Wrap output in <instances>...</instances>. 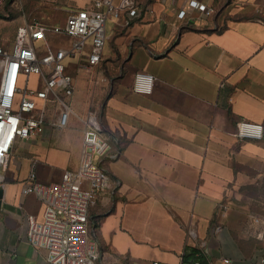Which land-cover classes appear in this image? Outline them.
<instances>
[{"label": "crops", "instance_id": "0c3cea01", "mask_svg": "<svg viewBox=\"0 0 264 264\" xmlns=\"http://www.w3.org/2000/svg\"><path fill=\"white\" fill-rule=\"evenodd\" d=\"M189 1L135 0L139 16L123 11L109 19L98 65L87 67L84 57L70 61L69 125L80 122L75 155L58 177L55 165L37 155L9 161L1 182L0 264H51L44 249L27 241V216L42 219L44 206L35 195L22 196V186L34 162L46 184L78 167L84 120L92 114L118 152L108 167L120 182L92 209L84 236V246L96 245L98 264H192L185 260L191 249L206 264H264V232L245 230L226 199L230 187L254 182L264 170V139L237 134L242 120L264 125V0H197L213 7L212 15ZM69 4L76 11L93 7L94 0ZM183 8L187 15L180 19ZM53 34L48 35L52 43ZM115 53L125 57L119 73L109 61ZM138 72L155 77L152 94L134 91ZM101 77L110 83L106 95L108 83L104 89L96 86ZM91 92L95 109L85 99ZM59 115L60 107L50 101L48 123L39 135L55 154L54 130L69 128L55 124ZM39 136L31 138L34 145ZM249 226H256L253 220Z\"/></svg>", "mask_w": 264, "mask_h": 264}, {"label": "built area", "instance_id": "2783aa9c", "mask_svg": "<svg viewBox=\"0 0 264 264\" xmlns=\"http://www.w3.org/2000/svg\"><path fill=\"white\" fill-rule=\"evenodd\" d=\"M6 1L0 0V11ZM189 6L207 14L215 13L213 7L197 0H190ZM123 11L131 17L140 15L135 0H122L119 4L114 0H94L93 7L72 11L64 25L22 23L11 49L0 42V185L1 172L8 168L18 139L28 140L44 132L50 101L60 107L55 124L60 128L69 125L72 109L67 98L74 93V77L67 67L70 61L80 57L87 60V67L98 65L108 39V21L111 17H120ZM186 15V8L178 13L180 19ZM49 32L71 38V42L65 47L53 46ZM31 77H35L39 87H29ZM154 84L152 74L138 72L133 89L150 95ZM84 122L83 151L78 167L65 170L59 182L46 184L39 181L34 162L22 186V196L35 195L44 206L42 219L27 216V241L37 249H44L51 264L99 263L96 245L87 241L84 246V236L91 223V211L99 199L120 185L108 167L118 152L103 134L95 115H89ZM237 134L240 138L264 139V125L242 120ZM255 222L260 219L256 218ZM194 264H200L199 260Z\"/></svg>", "mask_w": 264, "mask_h": 264}, {"label": "rangeland", "instance_id": "374dc122", "mask_svg": "<svg viewBox=\"0 0 264 264\" xmlns=\"http://www.w3.org/2000/svg\"><path fill=\"white\" fill-rule=\"evenodd\" d=\"M70 0H7L3 5L0 11V42L11 49V43L14 41L16 36V31L19 25L22 23H30L37 21L41 24H45L49 27H52L56 24L64 25L66 19L71 13L72 9L76 7H71L69 4ZM111 23L109 24V26ZM55 35V42L52 43L53 46H57V41L67 42V46L71 42V38ZM125 57L121 58L118 54L112 55L109 61L115 62V70L119 73V65L124 64ZM112 78V75H109ZM102 78V77H101ZM104 78L96 86L104 89L106 86V92L104 95L109 93V82H104ZM30 88H37L39 84L35 77L30 79ZM83 88V87H82ZM95 93L91 92L88 96L85 97L86 101L91 102V108L95 109ZM94 101V104H93ZM97 101V99H96ZM103 101H101V105ZM80 126L79 120H77L76 125L71 124L69 128L64 131L54 130L52 143L55 148L59 150L58 153L50 151L48 148V143L44 140L45 136H39L37 138V145H34L33 139L21 140L18 139L15 147L13 148L10 155V162L12 164H17L23 161V159H28L31 156L37 155L38 160L52 163L57 168L53 174L55 177L61 175V169L68 159L75 155L76 151V138L78 135L77 129ZM51 136V135H50ZM38 147V149H36ZM33 154V155H31ZM41 156V157H40ZM21 158V159H19ZM20 161V162H19ZM33 167V164L30 169H28V175ZM12 169V168H11ZM25 172L22 169V174ZM250 174H255L252 171H249ZM27 173V172H26ZM2 175H7L5 171L1 172ZM21 174V173H20ZM227 201L229 202L231 208L235 212L236 219L241 223L242 227L247 226L245 230L252 228V234L258 235V232H264V170L258 173L256 180L251 183H238L233 187H230L227 191ZM259 218L260 222H255V219ZM255 223V227L249 226V222ZM252 241L250 240V243ZM264 247V246H263Z\"/></svg>", "mask_w": 264, "mask_h": 264}, {"label": "trees", "instance_id": "16d2710c", "mask_svg": "<svg viewBox=\"0 0 264 264\" xmlns=\"http://www.w3.org/2000/svg\"><path fill=\"white\" fill-rule=\"evenodd\" d=\"M198 251L196 249H191L189 253L186 255L185 260L189 262V260L194 264L195 260H199L200 264H206V261L204 260L203 256L198 257L197 256Z\"/></svg>", "mask_w": 264, "mask_h": 264}, {"label": "water", "instance_id": "95a60500", "mask_svg": "<svg viewBox=\"0 0 264 264\" xmlns=\"http://www.w3.org/2000/svg\"><path fill=\"white\" fill-rule=\"evenodd\" d=\"M4 186L3 184L0 185V213L2 211V206H3V199H4Z\"/></svg>", "mask_w": 264, "mask_h": 264}]
</instances>
